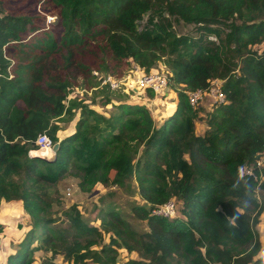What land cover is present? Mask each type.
<instances>
[{"label":"trees","instance_id":"1","mask_svg":"<svg viewBox=\"0 0 264 264\" xmlns=\"http://www.w3.org/2000/svg\"><path fill=\"white\" fill-rule=\"evenodd\" d=\"M9 1L0 0V199H19L29 228L4 264H32L37 249L51 254L40 264H56V252L72 264H113L114 246L159 264L176 256L180 264H264L251 216L255 181L239 174L264 149V43L255 48L264 42V0H19L23 9ZM36 6L55 19L38 20L30 11ZM168 16L201 24L215 39L176 34ZM160 59L175 103L157 124L140 101L121 98L104 115L69 94L96 86L93 71L119 76L131 63L149 71ZM215 78L223 79L224 99L198 115L186 91ZM76 108L75 128L55 136ZM196 119L204 124L199 135L191 133ZM42 132L58 141L51 160L28 155ZM129 169L148 205L134 206L147 233L107 208L101 229L118 240L109 236V245L91 248L100 230L81 220L74 203L63 210L75 229L71 240L51 225L40 184L72 170L81 190L121 185ZM260 185L264 190V168ZM170 198L179 216L149 212Z\"/></svg>","mask_w":264,"mask_h":264},{"label":"rangeland","instance_id":"2","mask_svg":"<svg viewBox=\"0 0 264 264\" xmlns=\"http://www.w3.org/2000/svg\"><path fill=\"white\" fill-rule=\"evenodd\" d=\"M10 6L13 8H24L23 2L19 0H10ZM31 13H36V17L39 20L41 14H44V24H48L52 21L54 15L50 12H43L40 7H33L30 9ZM43 12V13H41ZM167 15V14H166ZM147 18V13L142 15V18L138 21L137 28L141 27ZM171 21V28L176 34L186 35L191 38L201 36L206 39H215V35L210 32H205L201 24L184 22L181 19H177L173 16H168ZM49 21H46V20ZM223 27L221 25H215ZM261 44H255V48L260 47ZM130 67V64L128 65ZM127 67V68H128ZM126 68V69H127ZM167 70V66L163 63L162 59L156 61L149 69L153 70ZM230 72L237 73V69ZM93 73V72H92ZM104 73L97 71L93 74L92 82H95L96 86L84 87L82 84L73 87L69 94L75 96L81 100L84 104H87L90 108L96 112L104 115H108L115 110V106L119 99L136 100L144 103L150 112L154 123L157 124L160 118L168 112L175 103V94L171 91L169 86H166L159 94L148 96L145 93L140 92V97L135 96L139 93L137 90L133 92H120L118 90H109L106 86L100 83L99 76ZM220 84L223 79L218 78ZM166 92V93H165ZM147 98V99H146ZM212 96L205 92L202 99L196 105L198 107V115L204 116L209 111V106L212 102ZM81 102V103H82ZM79 117V109L73 110V116L69 120L59 122L60 128L56 131L55 136H61L65 132L73 130L74 122ZM204 128L202 121L194 120L191 133L199 135ZM32 151H36V148H31ZM28 151V152H29ZM51 156V155H50ZM50 158V157H47ZM113 171H110L112 175ZM79 175L74 171H68L63 174L56 182L52 184L43 183L37 187V190L42 194L43 198L48 201V208L46 209L47 215H49L54 221L51 223L54 227L60 229L63 228V235L69 241L72 238L74 228L69 225L68 220L63 214V210L71 203L77 206L80 218L87 225L95 226L100 230V237L96 244L91 245V248L100 249L103 245H109V236L116 238L112 230H103L100 226V217L107 208H113L120 216L128 222L130 228L136 232L143 234L148 232V227L145 219L141 218L134 206L147 207V203L140 198L137 193V186L134 180V175L129 169L123 176V183L121 185L108 184L102 186L100 184H94L88 190H81L78 186ZM251 195L256 199V206L252 208L251 216L256 214L255 228L257 230L260 248L258 254H262L264 251V214L262 206L264 205V190L259 184L258 189H255V185L252 186ZM175 201L176 207H178L175 198H171ZM9 202L0 199V264L6 257L9 250H14L19 241L24 237L27 229L29 228L28 217L21 207L19 199H11ZM251 207V206H250ZM238 211L241 209L238 207ZM256 212V213H255ZM176 216H179V212L176 210ZM74 240L76 238H73ZM78 240H81L79 237ZM131 242V241H130ZM113 264H134L130 260H135L138 264H159L155 261L149 260L147 257L138 254L135 250H127L124 247H116ZM262 248V249H261ZM50 252L45 250H34L32 253V264H40V261L45 256H49ZM51 255V254H50ZM52 260L56 264H72L66 260L62 253L56 252L52 256ZM169 264H180L178 256L168 259ZM77 264H97L89 259L83 263ZM249 264V263H248Z\"/></svg>","mask_w":264,"mask_h":264},{"label":"built area","instance_id":"3","mask_svg":"<svg viewBox=\"0 0 264 264\" xmlns=\"http://www.w3.org/2000/svg\"><path fill=\"white\" fill-rule=\"evenodd\" d=\"M46 21H49L48 19ZM97 73L93 71V74ZM96 75V74H95ZM170 72L168 70H153L144 71L138 65L131 63L121 75L114 76L109 73H102L99 78L100 83L105 85L109 90H118L120 92H133L137 90L135 96L140 97V92L144 94L146 90H151L152 94H159L162 90L168 86ZM205 92L212 96V101H223L224 96L220 89V82L218 78L212 79L208 82V85L204 88H197L186 91L187 101L191 106H196L202 99ZM141 94V95H142ZM146 94V93H145ZM147 95V94H146ZM147 99V98H146ZM36 144L37 155L45 157L39 154V151L47 150L53 157L51 151L52 140L45 133H39L34 140ZM28 155H32L30 151ZM47 158V157H45ZM264 168V149L257 153L255 159L249 163L244 164L239 169L240 175L250 176L255 181V189H258L259 184L263 178ZM176 203L173 199H167L162 203L154 204L149 208V212L154 215H158L164 218L176 216Z\"/></svg>","mask_w":264,"mask_h":264},{"label":"water","instance_id":"4","mask_svg":"<svg viewBox=\"0 0 264 264\" xmlns=\"http://www.w3.org/2000/svg\"><path fill=\"white\" fill-rule=\"evenodd\" d=\"M57 148H58V141H55L51 145V151L53 152V155H54V153H55V151H56ZM34 156H39V155L34 154ZM39 157L44 158V159H47V160L53 159V157H51V158H45V157H42V156H39Z\"/></svg>","mask_w":264,"mask_h":264},{"label":"bare ground","instance_id":"5","mask_svg":"<svg viewBox=\"0 0 264 264\" xmlns=\"http://www.w3.org/2000/svg\"><path fill=\"white\" fill-rule=\"evenodd\" d=\"M34 154H37L38 153V151L36 150V151H32ZM39 154H41V155H43V156H45V157H50V155H51V153L49 152V151H47V150H44V151H39Z\"/></svg>","mask_w":264,"mask_h":264},{"label":"crops","instance_id":"6","mask_svg":"<svg viewBox=\"0 0 264 264\" xmlns=\"http://www.w3.org/2000/svg\"><path fill=\"white\" fill-rule=\"evenodd\" d=\"M173 94H174V92L173 91H171ZM166 93V92H165ZM68 132H70V131H68ZM68 132H65V133H68ZM62 135H64V134H62ZM61 135V136H62ZM61 136H58V137H61ZM5 202H9V201H5ZM10 252H12L13 250H9ZM10 252H8V253H10ZM7 253V254H8ZM5 263V256H4V260H2V264H4Z\"/></svg>","mask_w":264,"mask_h":264},{"label":"clouds","instance_id":"7","mask_svg":"<svg viewBox=\"0 0 264 264\" xmlns=\"http://www.w3.org/2000/svg\"><path fill=\"white\" fill-rule=\"evenodd\" d=\"M32 155H34V154H32ZM54 156V155H53Z\"/></svg>","mask_w":264,"mask_h":264}]
</instances>
